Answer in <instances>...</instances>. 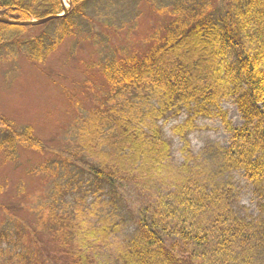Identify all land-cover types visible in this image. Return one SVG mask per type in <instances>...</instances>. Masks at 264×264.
Listing matches in <instances>:
<instances>
[{
	"label": "trees",
	"instance_id": "1",
	"mask_svg": "<svg viewBox=\"0 0 264 264\" xmlns=\"http://www.w3.org/2000/svg\"><path fill=\"white\" fill-rule=\"evenodd\" d=\"M91 1L69 0L66 16L39 26L0 23V48L42 64L57 42L72 35ZM151 3L170 16L162 35L142 55L102 66L110 94L104 112L84 118L72 148L55 151L33 170L49 172L52 179L36 225L39 219L41 229L59 239L60 255H69L71 264H264V218L237 214L236 191L227 176L242 171L256 191L263 190L264 160L258 153L264 148V0ZM61 12V0H0V17L8 20ZM47 25L53 36L41 33L22 41L28 30ZM88 33L93 35L91 27ZM235 95L244 125L233 128L218 112L231 132L230 145H214L203 158L192 155L184 137L194 117L209 107L219 110L221 101ZM181 109L192 117L173 128L183 140V161L175 165L157 123ZM0 122L7 128L0 152L13 151L16 141L25 149L46 151L30 128L15 133L7 120ZM80 169L110 187L127 179L138 193L151 196L153 201L147 198L148 205L137 213L131 237L110 242L122 223L107 211L111 202H100V196L88 206L60 201L66 176ZM17 220L12 217L0 230V264H44L22 239L29 234L36 240L37 226L26 228Z\"/></svg>",
	"mask_w": 264,
	"mask_h": 264
},
{
	"label": "rangeland",
	"instance_id": "2",
	"mask_svg": "<svg viewBox=\"0 0 264 264\" xmlns=\"http://www.w3.org/2000/svg\"><path fill=\"white\" fill-rule=\"evenodd\" d=\"M61 1L68 9L69 0ZM143 1L94 0L89 10L84 12V21H77L78 27L73 29L72 35L57 42L42 64L28 61L21 51L8 52L6 47L0 48V119L7 120L15 133L30 128L34 137L47 147L46 151L25 149L16 141L13 151L6 149L0 152V230L12 217L25 225L23 227H35L39 208L47 200L52 179L49 172L33 170L50 155L53 157L55 151L72 148V137L84 118L104 112L106 96L110 94L102 66L123 56L142 55L153 45L155 38L162 35L170 16L158 10L160 7L154 6L153 0ZM183 1L161 0V3L167 2L166 6H170ZM211 1L216 5L222 0ZM90 27L92 36L88 33ZM52 29L47 25L28 30L22 41L41 33L51 35ZM219 111L225 114L231 127L244 125L236 95L221 101L219 110L209 107L208 113L194 117L193 127L184 137L192 155L203 158L214 145L222 148L230 145L232 135ZM191 117V111L181 109L176 115L169 113L158 120L161 138L169 145L171 164L178 165L183 161V140L174 134L173 128ZM6 132L7 128L0 122V142ZM258 155L264 160V148ZM80 170L75 175L66 176L67 188L60 191V201L67 204L81 202L88 206L97 195L100 196V202H111L107 211L122 223L120 232L114 234L110 242L119 237L123 241L131 237L136 228L137 213L148 205L151 196L148 198L147 194L138 193L127 179L110 187ZM59 175V180L64 183L63 172L60 171ZM227 176L236 191L234 210L237 214L246 220L264 218V186L262 192L256 191L242 171ZM38 221L36 240L31 241L29 234L22 238L25 249L44 264H71L69 255H60L63 251L58 248L59 239L43 231ZM111 248L106 251L111 252Z\"/></svg>",
	"mask_w": 264,
	"mask_h": 264
},
{
	"label": "water",
	"instance_id": "3",
	"mask_svg": "<svg viewBox=\"0 0 264 264\" xmlns=\"http://www.w3.org/2000/svg\"><path fill=\"white\" fill-rule=\"evenodd\" d=\"M67 11L64 9V14ZM64 14L62 15H58V16H49L40 20H36V21H27V22H17V21H13V20H8V19H4L0 17V23H3L5 25H11V26H36V25H41L44 24L50 20H54L57 18L62 17Z\"/></svg>",
	"mask_w": 264,
	"mask_h": 264
}]
</instances>
